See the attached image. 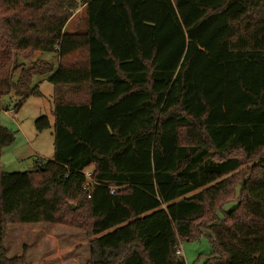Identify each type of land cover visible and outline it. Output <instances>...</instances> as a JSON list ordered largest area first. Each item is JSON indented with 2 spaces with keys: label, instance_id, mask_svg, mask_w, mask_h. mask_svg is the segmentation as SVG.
Masks as SVG:
<instances>
[{
  "label": "trees",
  "instance_id": "trees-1",
  "mask_svg": "<svg viewBox=\"0 0 264 264\" xmlns=\"http://www.w3.org/2000/svg\"><path fill=\"white\" fill-rule=\"evenodd\" d=\"M81 7L86 32L66 33ZM36 77L55 87L50 178L0 172V264L7 222L78 212L87 264H187L203 235L204 264H264V0H0V159L1 99L40 96Z\"/></svg>",
  "mask_w": 264,
  "mask_h": 264
},
{
  "label": "rangeland",
  "instance_id": "rangeland-1",
  "mask_svg": "<svg viewBox=\"0 0 264 264\" xmlns=\"http://www.w3.org/2000/svg\"><path fill=\"white\" fill-rule=\"evenodd\" d=\"M66 33L81 35L86 32L85 8L81 7L72 17ZM42 56V57H40ZM44 59L58 65L56 54H34L32 60ZM31 65V64H30ZM9 72L12 67L6 68ZM23 67H19V75ZM38 86L40 96H31L27 99L11 95L1 99V124L15 136V143L3 150L0 159L1 173L36 172L37 182L48 180L50 175L39 167L41 162L52 161L54 157V92L55 87L48 82L47 77H36L33 87ZM65 90V89H64ZM63 90V92H65ZM69 96V95H68ZM79 96H69L71 100L79 101ZM25 101L16 116L6 114L5 110H13L20 102ZM47 116L51 122V129L42 133L36 131L35 121ZM250 164V163H249ZM69 201H67L68 203ZM236 199L228 203L219 212V218L236 207ZM72 211H77V203H69ZM74 206V209L72 208ZM66 224H17L6 220L4 248L5 255L12 264H85L90 257L91 244L95 239L92 233V219L88 214L78 212L76 215L65 214ZM74 221V226L70 224ZM81 222H83L81 224ZM178 255L183 257L187 264H204L212 249L208 236L203 235L191 242L181 243ZM178 253V252H177Z\"/></svg>",
  "mask_w": 264,
  "mask_h": 264
},
{
  "label": "built area",
  "instance_id": "built-area-1",
  "mask_svg": "<svg viewBox=\"0 0 264 264\" xmlns=\"http://www.w3.org/2000/svg\"><path fill=\"white\" fill-rule=\"evenodd\" d=\"M4 113H6V114H9V113H13L14 115V117L16 116V113H17V109L16 108H14L13 110H5L4 111ZM91 170L90 169H88V170H86L85 171V176H86V178L88 179V181H91L90 179H91ZM90 184V183H89ZM180 252L178 251V254H179Z\"/></svg>",
  "mask_w": 264,
  "mask_h": 264
},
{
  "label": "crops",
  "instance_id": "crops-1",
  "mask_svg": "<svg viewBox=\"0 0 264 264\" xmlns=\"http://www.w3.org/2000/svg\"><path fill=\"white\" fill-rule=\"evenodd\" d=\"M70 23H71V20L69 21L67 27L70 25ZM66 30H67V28H66ZM68 34H71V33H68ZM40 57H42V56H40ZM43 60H44V59H43ZM31 225H32V224H31ZM89 260H90V257H89V259L85 262V264H87V263L89 262Z\"/></svg>",
  "mask_w": 264,
  "mask_h": 264
},
{
  "label": "water",
  "instance_id": "water-1",
  "mask_svg": "<svg viewBox=\"0 0 264 264\" xmlns=\"http://www.w3.org/2000/svg\"><path fill=\"white\" fill-rule=\"evenodd\" d=\"M72 208L74 209V206H72Z\"/></svg>",
  "mask_w": 264,
  "mask_h": 264
}]
</instances>
